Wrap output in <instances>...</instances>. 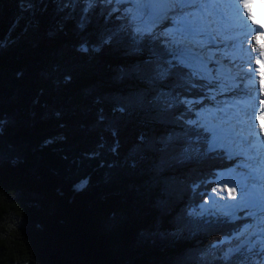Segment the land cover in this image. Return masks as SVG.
<instances>
[{
    "label": "trees",
    "instance_id": "1",
    "mask_svg": "<svg viewBox=\"0 0 264 264\" xmlns=\"http://www.w3.org/2000/svg\"><path fill=\"white\" fill-rule=\"evenodd\" d=\"M129 5L0 0V264H260L244 210H200L237 161L213 80Z\"/></svg>",
    "mask_w": 264,
    "mask_h": 264
},
{
    "label": "rangeland",
    "instance_id": "2",
    "mask_svg": "<svg viewBox=\"0 0 264 264\" xmlns=\"http://www.w3.org/2000/svg\"><path fill=\"white\" fill-rule=\"evenodd\" d=\"M119 1L124 2V0ZM125 2L130 4L127 8L128 14L132 26L137 31L149 32L162 20H170L172 25L162 31V34L178 44V53L193 65L194 69L204 78L213 80L211 83L214 88L210 91L211 101L197 115L201 118L204 128L210 132L211 149L220 148L226 155L236 158L237 161L234 168L222 172L216 177L214 190L200 205V210L221 211L230 218L237 217V214L245 210V213H242V218H249L251 222L241 228L239 234L241 244L250 243L251 246L264 249V189H260L250 202L241 197L253 185L254 187L259 185V179L264 183V175L261 171L258 173L264 167V148H261L258 160H256V153L259 152L258 149L261 146L259 142L261 136H259V129L258 134L256 133L255 127V131L249 130L251 125L260 128L261 123L259 120L256 121V118L259 117L260 109L264 108V103H261V101L264 102V96L257 98L260 96L258 95L260 90H257L254 82L250 83L253 94L247 95L241 93L240 89H236L241 94L232 95L231 92L235 90L233 84L235 81L227 74L231 68H235L240 63L246 65L248 59H250L248 64H253V47L255 46L252 44L253 47L246 52V57L242 55L241 51L239 58H236L239 62H235L234 66L230 65L227 63L228 58L224 59L225 55L228 56L222 52L224 44L219 50L212 47L208 34L213 36L214 29L208 31L209 24H204L194 17L192 11L188 9L189 5L180 0H152L150 7L146 8L143 6L144 0H125ZM237 40L238 38L229 39L228 42ZM243 43L245 45L246 42ZM235 48L234 43L228 47L230 52ZM248 71L245 70L242 76H247ZM248 103L249 106H247ZM251 103L256 106H252ZM246 108L253 112L247 119L250 121V126L243 123L236 124L239 130H235L233 124L236 123L238 117L248 114L245 111ZM240 129L248 133L247 136L241 134ZM255 171L257 172L255 173ZM231 189H235V192L231 193ZM260 201L263 204L257 205V202ZM260 264H264V257Z\"/></svg>",
    "mask_w": 264,
    "mask_h": 264
},
{
    "label": "bare ground",
    "instance_id": "3",
    "mask_svg": "<svg viewBox=\"0 0 264 264\" xmlns=\"http://www.w3.org/2000/svg\"><path fill=\"white\" fill-rule=\"evenodd\" d=\"M231 1H234L235 3H238V1L237 0H231ZM186 4H189V3H186ZM195 10H198V8L196 7V9ZM241 11H242V13H244V7H242L241 8ZM245 19H244V17H243V21H244ZM246 21V20H245ZM204 24H207L208 25V22H207V20L205 19L204 21H202ZM218 24H220V23H217V25ZM211 30H213V28L212 27H210V25H208V31H211ZM242 29L238 26V27H235V25L233 24V25H231L229 28L227 27V26H225V27H223V31H222V33L224 34V39L225 40H227V39H236V38H241L242 37V35H241V33L239 34V32L241 31ZM198 35H199V33H198ZM212 39H214V37L213 36H210ZM246 38V37H245ZM245 40V39H244ZM247 41L252 45H254V46H258V45H260L259 43H257V37H253L252 35H250V37L247 39ZM227 45V47H225V48H223V50H222V52L223 53H226V51L228 50V47H229V43H227L226 44ZM218 47V45H216L215 46V48H217ZM249 49L247 48V49H245V47H241V51H242V55L244 56V57H246V52L248 51ZM227 58H232V55L231 54H229L228 56H226L225 55V57H224V59H227ZM233 58H234V56H233ZM249 61H250V59H248V61H247V64L246 65H243V64H238V65H236L235 66V68H231L229 71H228V75L229 76H231V78L235 81V82H233V84H234V88H235V90H234V92L232 91L231 92V94L233 95V94H237V93H240L238 90H236V89H240L241 90V93H246L247 95H249V94H253L252 93V88H251V85H250V83H252V82H254L255 83V81H257V86H258V88H260V90H261V92H260V96H257V98H260V97H263L264 96V85H262L261 84V82L259 81V78L260 77H257V78H255V80H249V79H251V77H245V76H242V73L245 71V70H250L251 68L250 67H252V63L251 64H248L249 63ZM234 62H239L238 60H236L235 59V61ZM211 65V64H210ZM253 71H254V75H256V68H253ZM238 72H241V73H239L238 74ZM262 90H263V92H262ZM240 93V94H241ZM231 95V96H232ZM235 97V96H234ZM261 103H264L263 101H261ZM251 105L253 106H256V104H254V103H251ZM247 106H249V103H248V105ZM230 110V109H229ZM262 110H264V109H262ZM245 111H246V113H248V114H245L244 116H242V117H238V119H237V121H236V123H232L235 127H234V129L235 130H239L238 129V126L236 125V124H247V125H249L250 126V121H248L247 119L253 114V112H251L249 109H245ZM228 113V112H227ZM255 117H256V114H255ZM254 117V118H255ZM223 124H226L224 121H221ZM233 122V121H232ZM251 126H253V127H251ZM250 126V128H249V130L251 131V132H253V131H255V128L257 129L256 130V133L258 134V129H259V127L258 126H255V125H251ZM255 127V128H254ZM253 128H254V130H253ZM240 133L241 134H243L244 136L246 135L247 136V134L248 133H246L243 129L241 130L240 129ZM260 136V135H259ZM259 142H260V144L261 145H263V148H264V138L261 136V138H260V140H259ZM261 148L262 147H260L259 149H258V153H256V160H258L257 159V157H259V153H260V151H261ZM262 172V174L264 175V167L263 168H261L259 171H258V173L259 172ZM257 171H255V173H256ZM257 176V175H256ZM263 181L261 180V179H259V185H256L255 187H254V185L250 188V190L247 192V193H244L241 197L245 200V201H247V202H250V201H252L253 199H254V197L256 196V193H258L259 191H260V189H264V187H263ZM263 204V202L262 201H260V202H257V205H262Z\"/></svg>",
    "mask_w": 264,
    "mask_h": 264
},
{
    "label": "snow or ice",
    "instance_id": "4",
    "mask_svg": "<svg viewBox=\"0 0 264 264\" xmlns=\"http://www.w3.org/2000/svg\"><path fill=\"white\" fill-rule=\"evenodd\" d=\"M244 8L248 9L249 17L253 19V22L256 23L254 16L252 15L251 7L248 3V0H245ZM260 28H264V24H260ZM254 31H259V28L253 29ZM257 43L260 44V57L261 59L257 61L260 64V75H261V84L264 85V32H261L257 37ZM259 119L261 120L260 127L264 129V111H261ZM231 193L235 192V189L230 190Z\"/></svg>",
    "mask_w": 264,
    "mask_h": 264
}]
</instances>
